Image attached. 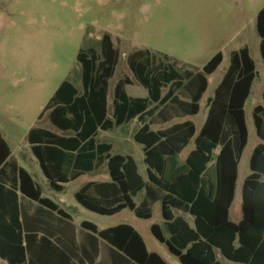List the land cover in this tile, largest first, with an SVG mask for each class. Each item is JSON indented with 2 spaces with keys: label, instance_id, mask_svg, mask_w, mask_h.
<instances>
[{
  "label": "trees",
  "instance_id": "1",
  "mask_svg": "<svg viewBox=\"0 0 264 264\" xmlns=\"http://www.w3.org/2000/svg\"><path fill=\"white\" fill-rule=\"evenodd\" d=\"M264 63V7L256 23ZM82 92L69 81L56 90L47 107L50 124L60 133L34 128L28 143L49 187L62 193L65 186L106 165L109 182H89L75 193L84 209L100 216L129 210L149 220L160 203L169 237L161 226H151L153 237L165 244L181 264H264V91L263 104L253 110L256 135L249 175L241 188L242 218L230 220L239 165L248 145L245 105L257 69L248 47L230 56L229 67L208 100L207 116L198 131L187 118L197 116L208 90V76L223 62L217 53L198 72H180L149 51L129 55L136 82L147 90L131 97L132 79L117 81L109 113V87L119 52L106 34L100 50H82ZM166 90V92H164ZM169 127L154 131L175 120ZM138 120L134 141L143 146L147 180L128 155H112V145L99 143L98 134ZM194 149L183 162L181 153ZM143 194L140 205L135 197ZM176 212L188 215L193 226ZM77 228L58 204L43 197L31 174L12 159L0 130V259L7 264H168L150 252L143 237L130 225L100 230L83 221ZM101 259L98 261V259Z\"/></svg>",
  "mask_w": 264,
  "mask_h": 264
},
{
  "label": "rangeland",
  "instance_id": "2",
  "mask_svg": "<svg viewBox=\"0 0 264 264\" xmlns=\"http://www.w3.org/2000/svg\"><path fill=\"white\" fill-rule=\"evenodd\" d=\"M264 0H0V130L10 146L12 159L26 169L43 191V197L58 204L73 218L79 234L87 221L100 230L122 224L132 226L144 239L150 252L159 254L168 264H181L165 244L157 241L151 226H161L165 236L160 203L152 206L149 220L137 218L129 210L114 216H100L84 209L75 193L89 182H109L106 165L65 186L62 193L49 187L37 159L31 152L28 134L34 128L60 133L49 121L47 110L56 90L69 81L82 92V69L77 56L82 50H100V42L109 34L119 52V61L109 87V113L112 115L113 91L118 80L129 77L131 97L144 98L148 92L134 79L128 64L130 54L149 51L183 72H198L219 52L223 62L208 76V90L200 113L191 118L199 130L206 118L208 100L225 75L233 52L248 47L257 69V79L245 105L249 140L239 167V180L230 220L242 218L241 188L250 173L253 149L261 143L256 135L253 110L263 104L264 63L256 23ZM166 92V90L164 91ZM153 127L165 129L176 122ZM141 123L135 120L113 131H101L99 143L112 145V155L131 156L139 173L147 180L143 146L134 141ZM194 149L191 143L180 155L183 162ZM143 194L135 197L140 205ZM182 215L193 226L188 215ZM225 264H229L224 261ZM0 264H7L0 259Z\"/></svg>",
  "mask_w": 264,
  "mask_h": 264
},
{
  "label": "crops",
  "instance_id": "3",
  "mask_svg": "<svg viewBox=\"0 0 264 264\" xmlns=\"http://www.w3.org/2000/svg\"><path fill=\"white\" fill-rule=\"evenodd\" d=\"M213 95H214V94H213ZM206 116H207V114H206ZM205 120H206V118H205ZM204 122H205V121H204ZM246 123H247V122H246ZM203 124H204V123H203ZM202 126H203V125H202ZM247 127H248V126H247ZM201 128H202V127H201ZM201 128H200V129H201ZM200 129H199V130H200ZM197 130H198V129H197ZM199 130H198V131H199ZM248 131H249V129H248ZM245 150H246V149H245ZM253 150H254V149H253ZM244 152H245V151H244ZM252 152H253V151H252ZM241 160H242V159H241ZM17 163H18V162H17ZM240 163H241V162H240ZM18 165H19L20 167H22L19 163H18ZM239 167H240V165H239ZM22 168H23V167H22ZM248 175H249V174H248ZM248 175H247V176H248ZM247 176H246V177H247ZM238 180H239V173H238ZM243 181H244V180H243ZM237 183H238V181H237ZM236 190H237V188H236ZM235 195H236V194H235ZM69 215H70V214H69ZM70 216H71V215H70ZM183 217H184V216H183ZM184 218H185V217H184ZM72 220H73V218H72ZM73 223H74V222H73ZM80 225H81V224H80ZM100 260H101V259L99 258L98 261H100Z\"/></svg>",
  "mask_w": 264,
  "mask_h": 264
},
{
  "label": "water",
  "instance_id": "4",
  "mask_svg": "<svg viewBox=\"0 0 264 264\" xmlns=\"http://www.w3.org/2000/svg\"><path fill=\"white\" fill-rule=\"evenodd\" d=\"M257 76H258V74H257ZM209 103H210V101H209Z\"/></svg>",
  "mask_w": 264,
  "mask_h": 264
}]
</instances>
